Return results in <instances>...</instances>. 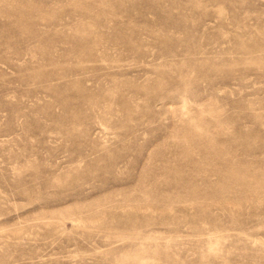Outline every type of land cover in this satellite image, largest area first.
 Masks as SVG:
<instances>
[{"label":"rangeland","instance_id":"374dc122","mask_svg":"<svg viewBox=\"0 0 264 264\" xmlns=\"http://www.w3.org/2000/svg\"><path fill=\"white\" fill-rule=\"evenodd\" d=\"M0 264H264V0H0Z\"/></svg>","mask_w":264,"mask_h":264}]
</instances>
